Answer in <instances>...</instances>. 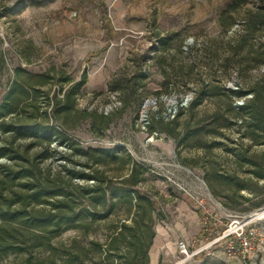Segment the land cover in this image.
<instances>
[{
  "label": "rangeland",
  "instance_id": "374dc122",
  "mask_svg": "<svg viewBox=\"0 0 264 264\" xmlns=\"http://www.w3.org/2000/svg\"><path fill=\"white\" fill-rule=\"evenodd\" d=\"M260 8L264 0H0V100L16 65L72 79L87 72L76 97L77 126L69 133L84 147L123 146L149 166L140 188L162 212L151 264H264V178L246 171L264 166V144L250 145L241 135L238 118L245 116L225 87L234 73L242 89L259 77L258 67L237 64L229 46L242 30L237 20ZM167 34L168 46L160 44L158 37ZM55 78L47 86L51 91L58 88ZM202 78L210 93L199 97ZM173 90H194V98L173 122L152 117L151 128L161 136L148 141L137 126L144 100ZM85 112L96 118L95 127ZM100 113L108 116L106 128ZM168 130L183 141L177 144ZM51 148L44 165L53 173L68 179L67 170L82 168L66 145L54 142ZM238 182L247 186L237 190ZM7 227L25 251L2 255L0 264H20L27 254L48 263L71 237L93 259L96 250L88 241L105 242L109 233L106 223L68 229L52 235V252L37 235L48 232L19 223ZM181 240L187 252L179 248Z\"/></svg>",
  "mask_w": 264,
  "mask_h": 264
},
{
  "label": "trees",
  "instance_id": "16d2710c",
  "mask_svg": "<svg viewBox=\"0 0 264 264\" xmlns=\"http://www.w3.org/2000/svg\"><path fill=\"white\" fill-rule=\"evenodd\" d=\"M237 22L242 30L229 46L231 54L237 53L239 66L246 63L259 67L264 64V8L256 12L247 10L246 17ZM158 39L168 46L171 36L162 35ZM4 60L1 56V67ZM53 78L58 88L51 91L47 86ZM87 79L86 71L79 79H72L63 74L55 76L50 71L33 72L21 65L12 68L0 100V259L10 251H25L22 245L15 244L17 234L7 223L48 232L37 235L43 237L40 244L52 252L56 249L52 235L72 228L88 231L94 224L106 223L109 227L106 241H88L96 250L93 259L85 257L81 248L78 250L77 240L71 237L63 243L59 256L54 255L48 263L27 254L20 264H151L149 250L162 212L159 201L140 188L149 166L123 146L84 147L69 133L77 126L78 117L73 116L77 112L76 97ZM201 83L199 97L210 93V82L202 78ZM249 91L253 97L237 109L245 116L238 125L250 145L264 144V76L259 75L252 87L231 90V94L234 97ZM98 117L102 128H106L108 116L100 113ZM88 118L95 127L96 118L85 112L84 119ZM169 134L177 144L184 139L172 131ZM54 142L66 145L82 159L75 162L82 168L73 166L67 170L68 179L62 178L60 172L53 173L50 165H44L53 156ZM246 171L264 178V166ZM235 177L233 174L229 179L233 181ZM238 177L237 174V180ZM75 178L84 183L75 182ZM246 186L238 182L237 190ZM40 204H49L50 208L37 207ZM119 205L124 207L122 213Z\"/></svg>",
  "mask_w": 264,
  "mask_h": 264
},
{
  "label": "built area",
  "instance_id": "2783aa9c",
  "mask_svg": "<svg viewBox=\"0 0 264 264\" xmlns=\"http://www.w3.org/2000/svg\"><path fill=\"white\" fill-rule=\"evenodd\" d=\"M240 23L237 22V27ZM259 75L264 76V64L257 68ZM236 73L227 80L225 87L229 90H238L240 85L237 83ZM194 90H173L166 93H162L159 98L147 97L144 100L143 108L140 111L137 126L148 133V141H152L154 138L161 136V132L158 129L151 128L152 117L162 121L174 120L180 110L187 107L194 98ZM253 97V92H246L243 95L234 96L233 104L239 109L249 99ZM109 106L105 108L107 112ZM241 123L242 119H238ZM178 246L182 252H187V244L184 240L178 242Z\"/></svg>",
  "mask_w": 264,
  "mask_h": 264
},
{
  "label": "bare ground",
  "instance_id": "6f19581e",
  "mask_svg": "<svg viewBox=\"0 0 264 264\" xmlns=\"http://www.w3.org/2000/svg\"><path fill=\"white\" fill-rule=\"evenodd\" d=\"M263 212H264V211H263ZM263 212H262V213H263ZM262 213H260V214H262Z\"/></svg>",
  "mask_w": 264,
  "mask_h": 264
}]
</instances>
